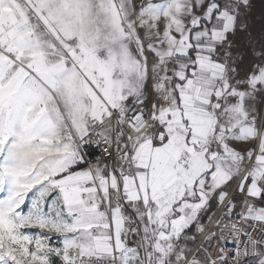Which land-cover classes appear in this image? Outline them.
I'll list each match as a JSON object with an SVG mask.
<instances>
[{
  "label": "snow or ice",
  "instance_id": "1",
  "mask_svg": "<svg viewBox=\"0 0 264 264\" xmlns=\"http://www.w3.org/2000/svg\"><path fill=\"white\" fill-rule=\"evenodd\" d=\"M0 264H264V0H0Z\"/></svg>",
  "mask_w": 264,
  "mask_h": 264
},
{
  "label": "rangeland",
  "instance_id": "2",
  "mask_svg": "<svg viewBox=\"0 0 264 264\" xmlns=\"http://www.w3.org/2000/svg\"><path fill=\"white\" fill-rule=\"evenodd\" d=\"M27 209H25V211H26Z\"/></svg>",
  "mask_w": 264,
  "mask_h": 264
}]
</instances>
